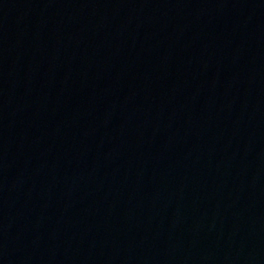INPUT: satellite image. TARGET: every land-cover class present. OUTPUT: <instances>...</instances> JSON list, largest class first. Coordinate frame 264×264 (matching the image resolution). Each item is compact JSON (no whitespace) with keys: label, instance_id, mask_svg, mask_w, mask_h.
<instances>
[{"label":"water","instance_id":"obj_1","mask_svg":"<svg viewBox=\"0 0 264 264\" xmlns=\"http://www.w3.org/2000/svg\"><path fill=\"white\" fill-rule=\"evenodd\" d=\"M264 179V0H0V197L156 203Z\"/></svg>","mask_w":264,"mask_h":264}]
</instances>
